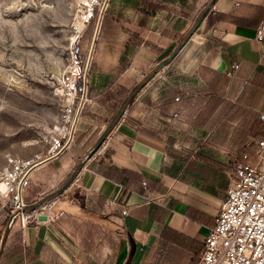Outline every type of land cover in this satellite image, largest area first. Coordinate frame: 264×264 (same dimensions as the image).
Here are the masks:
<instances>
[{"label":"crops","instance_id":"1","mask_svg":"<svg viewBox=\"0 0 264 264\" xmlns=\"http://www.w3.org/2000/svg\"><path fill=\"white\" fill-rule=\"evenodd\" d=\"M263 19L264 0H109L93 55L102 76L70 147L28 190L57 195L63 214L15 223L0 264H194L232 163L256 139L242 122L264 114ZM170 88L181 107L163 115Z\"/></svg>","mask_w":264,"mask_h":264},{"label":"built area","instance_id":"2","mask_svg":"<svg viewBox=\"0 0 264 264\" xmlns=\"http://www.w3.org/2000/svg\"><path fill=\"white\" fill-rule=\"evenodd\" d=\"M103 2H75L78 25L73 28L69 38L68 65L62 82V95L67 103L63 110L61 131L50 136L47 156L7 155L5 165L0 168V206L9 212L19 209L15 223L22 230L32 223L55 221L63 214L61 210L52 211L57 195H41L32 202H26L25 197L31 186L32 175L39 168L37 164L56 154L67 140L71 116L81 95L85 93L83 107L89 101L88 78L86 87L83 84L87 54L80 40L90 21L97 17ZM255 38L258 43H264V19L256 30ZM236 68L237 63L233 64V69ZM175 101H179V97ZM178 117V111L172 113L173 119ZM258 119L264 122V114L259 112ZM27 205L30 209L24 211ZM127 212L123 211V214ZM41 215L46 219L38 220ZM194 264H264V138L246 143L232 163L228 188L216 224L206 235L202 252Z\"/></svg>","mask_w":264,"mask_h":264},{"label":"rangeland","instance_id":"3","mask_svg":"<svg viewBox=\"0 0 264 264\" xmlns=\"http://www.w3.org/2000/svg\"><path fill=\"white\" fill-rule=\"evenodd\" d=\"M75 2L0 0V168L7 155L47 156L50 136L62 128L63 75L78 25ZM89 46L87 40L86 53ZM98 75H88L90 84ZM40 168L33 179L47 171ZM35 195L29 192L28 200Z\"/></svg>","mask_w":264,"mask_h":264},{"label":"trees","instance_id":"4","mask_svg":"<svg viewBox=\"0 0 264 264\" xmlns=\"http://www.w3.org/2000/svg\"><path fill=\"white\" fill-rule=\"evenodd\" d=\"M105 18H106V10L104 12V15H103V19H102V23H101V27H100V31H99V35H98V39H97V42H96V46L101 38V35H102V31H103V27H104V22H105ZM95 21H96V18H93L90 23L88 24L87 28L85 29L82 37H81V40H80V43H81V46L83 47V44L88 40L89 41V44H90V41H91V38H92V34H93V31H94V26H95ZM96 46H95V50H96ZM132 47V43L129 42L127 44V46L125 47L123 53H122V56L120 58V61H121V69L124 70L126 67H128L129 65V61L127 59V55L129 53V50L130 48ZM95 50H94V53H95ZM88 52V50H87ZM85 54H87L85 52ZM179 58H180V54L178 56H176L170 63L169 67H168V70L172 71L178 61H179ZM94 70V61L92 60L91 62V65H90V68H89V74H91ZM91 93V88L89 87L88 88V91H87V97L88 95ZM178 93V90L175 89V88H170L165 96H163L161 99H160V111L163 115H167L168 113L172 112L173 110L175 109H179L181 107V103L180 102H176L174 100V96ZM209 99L208 98H201V99H197L196 101L201 104L203 102H206L208 101ZM218 102H222L221 105L224 106V100H221V101H216V103ZM226 104V103H225ZM85 107V105H84ZM84 107L82 108V111H81V114H83L84 112ZM240 108V106H235V105H231L230 106V109L228 110V112H226L225 116H229V117H233V113L230 111L231 109L235 110V109H238ZM249 111V110H248ZM250 112V111H249ZM251 113V112H250ZM73 114H74V111H73ZM252 114V113H251ZM244 117V116H243ZM244 124L246 125H249L251 124L250 128L252 131H251V134L256 137V140H260L262 138H264V123H260L259 120H255L254 119V115H251L250 117L248 118H244L243 122ZM242 151V149H241ZM240 151V152H241ZM28 195L29 193L27 194V196L25 197V201L26 202H32L33 199L36 197V195L32 198V199H29L28 200ZM10 212L4 208H1L0 207V226L3 228L6 221H7V218L9 216Z\"/></svg>","mask_w":264,"mask_h":264},{"label":"water","instance_id":"5","mask_svg":"<svg viewBox=\"0 0 264 264\" xmlns=\"http://www.w3.org/2000/svg\"><path fill=\"white\" fill-rule=\"evenodd\" d=\"M108 3H109V0H104L100 10L98 11L97 17H96L94 31H93V34H92L90 46H89V49H88V52H87V56H86L85 72H84V78H83L84 79V82H83L84 87H86L87 78H88V75H89V68H90L91 62L93 60V54H94L96 42H97V39H98V35H99V31H100L103 15H104V12H105V10H106V8L108 6ZM197 25L198 24H196V26ZM84 97H85V93H83L81 95V98H80V100H79V102H78V104L76 106V109H75L73 117H72L71 125H70V128H69L68 138L65 141L64 145L62 146V148L56 154L51 155V156L41 160L37 164V167H40V166L52 161L53 159L57 158L65 150L68 149V147L70 146V144H71V142L73 140V136H74V133H75V128H76L77 122L79 120V117H80V114H81V111H82V108H83V99H84ZM29 209H30V206L27 205V206L24 207L23 210L24 211H28ZM18 213H19V209H15L12 212H10V214H9V216L7 218V221H6V223H5V225H4L3 229H2V232H1V235H0V257H1V254L3 252L4 246H5V242L7 240L9 232H10L12 226L15 224V219H16V216L18 215ZM45 219H46V217L44 215H41V216L38 217V220H45Z\"/></svg>","mask_w":264,"mask_h":264},{"label":"bare ground","instance_id":"6","mask_svg":"<svg viewBox=\"0 0 264 264\" xmlns=\"http://www.w3.org/2000/svg\"><path fill=\"white\" fill-rule=\"evenodd\" d=\"M1 188H2V186H1Z\"/></svg>","mask_w":264,"mask_h":264}]
</instances>
